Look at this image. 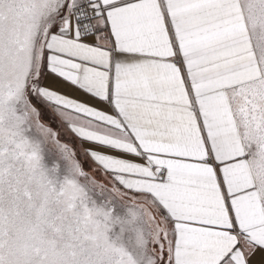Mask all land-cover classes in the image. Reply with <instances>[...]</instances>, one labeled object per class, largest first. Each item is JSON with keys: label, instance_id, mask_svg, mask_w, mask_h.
<instances>
[{"label": "snow or ice", "instance_id": "obj_1", "mask_svg": "<svg viewBox=\"0 0 264 264\" xmlns=\"http://www.w3.org/2000/svg\"><path fill=\"white\" fill-rule=\"evenodd\" d=\"M0 264H264V0H0Z\"/></svg>", "mask_w": 264, "mask_h": 264}]
</instances>
